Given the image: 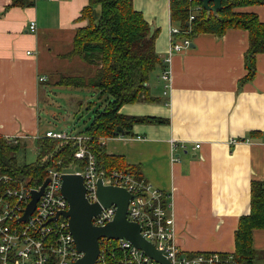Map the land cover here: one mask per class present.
Listing matches in <instances>:
<instances>
[{
	"label": "crops",
	"instance_id": "obj_1",
	"mask_svg": "<svg viewBox=\"0 0 264 264\" xmlns=\"http://www.w3.org/2000/svg\"><path fill=\"white\" fill-rule=\"evenodd\" d=\"M12 1L0 0V136L36 141L45 135L41 100L48 103L50 91L59 86L50 78L53 68H87L78 57L64 56L77 30L89 25L80 19L89 0H34L32 6H13ZM133 3L157 29L156 51L168 68L171 29L180 28L171 19L170 0ZM235 11L255 13L264 22V2ZM192 40L171 60L170 89L163 64L149 79L154 100L120 109L168 122L134 124L131 134L108 137L104 146L164 192L175 216V242L183 252L232 254L239 220L251 211V185L264 181V53L255 56L249 78L247 30L201 33ZM107 98L99 99L100 108ZM81 128L67 133L80 134ZM231 138L238 142L231 144ZM252 242L264 261L263 228L253 229Z\"/></svg>",
	"mask_w": 264,
	"mask_h": 264
},
{
	"label": "trees",
	"instance_id": "obj_2",
	"mask_svg": "<svg viewBox=\"0 0 264 264\" xmlns=\"http://www.w3.org/2000/svg\"><path fill=\"white\" fill-rule=\"evenodd\" d=\"M133 1L89 0L80 16V19H88L89 25L77 30L72 49L64 56L70 60L78 57L88 68L63 74L55 80V84L90 89L99 93V98L108 96L106 106H93L96 108L94 118L89 125L83 126L80 134L90 137L87 144L96 155L99 167L106 173L114 169L125 170L140 179L137 167L126 165L122 156L108 154L100 141L101 138L120 136L118 127L129 135L134 124L168 122L160 117L129 116L120 112L125 104L154 100L149 79L153 71L165 64L156 51L157 29H152L143 14L135 9ZM263 2L222 0L215 13L207 10L199 0H170L171 19L180 25V36L191 40L201 33L222 35L229 28L247 30L248 77L252 78L256 68L255 56L264 53V22L255 13H240L235 9ZM34 3V0L12 1L13 6H32ZM196 5H202V10L195 11V18L190 21L192 8ZM166 68L165 64L163 69ZM23 144L26 145L24 139L0 136V165L3 173L20 178L29 186L43 184L49 168L84 166L85 162L74 156L77 145L73 141L39 137L36 140L37 160L33 163L19 161L18 154ZM255 228L264 229V181L252 183L251 211L239 220L235 234L236 248L232 253L238 264H264L253 247L252 232Z\"/></svg>",
	"mask_w": 264,
	"mask_h": 264
},
{
	"label": "built area",
	"instance_id": "obj_3",
	"mask_svg": "<svg viewBox=\"0 0 264 264\" xmlns=\"http://www.w3.org/2000/svg\"><path fill=\"white\" fill-rule=\"evenodd\" d=\"M202 10V5L192 8L190 21L195 18V11ZM30 29H37L32 21ZM180 28L171 29V43L166 59L168 68L162 74L165 87L172 86L171 60L177 53L189 48L190 38L180 36ZM45 80L44 77L40 78ZM165 93H167L165 91ZM44 137L73 141L77 145L74 156L82 159L84 166L71 165L68 169L49 168V182L45 187L34 212L24 221L23 216L32 199V191L42 186H29L10 174L3 173L0 165V261L2 264H77L83 253L77 249L70 230L69 219L63 215L69 209L67 199L62 195V174L80 173L84 177L86 197L90 203L99 202L98 180L105 185L126 188L131 194L127 216L129 220L141 226L143 236L171 261L172 264H238L232 254L219 252L196 253L187 255L175 242V216L166 202L164 192L144 178H136L129 171L114 169L105 172L98 165L96 155L90 150L84 134L59 131H47ZM107 138L100 141L105 144ZM238 140L231 138L230 143ZM176 146V141L172 142ZM184 146V145H182ZM200 145L197 144V147ZM44 180V181H45ZM44 183V182H43ZM116 206L102 207L92 222L95 226H104L112 221ZM100 254L95 264H161L138 249L125 238L100 239Z\"/></svg>",
	"mask_w": 264,
	"mask_h": 264
},
{
	"label": "water",
	"instance_id": "obj_4",
	"mask_svg": "<svg viewBox=\"0 0 264 264\" xmlns=\"http://www.w3.org/2000/svg\"><path fill=\"white\" fill-rule=\"evenodd\" d=\"M199 1L207 10L215 13L222 5V0ZM118 131L123 135L126 134V130L122 127H118ZM48 182L49 178L44 181L39 190L32 191V199L19 219L20 221L26 220L34 212ZM61 192L69 203V209L64 211L63 215L69 219L70 230L77 249L83 253L77 264H95L101 251V238L116 240L125 238L159 263L172 264L161 250L143 236L140 224L129 220L127 212L132 194L126 188L105 185L102 178H99V202L90 203L86 197L83 175L65 172L62 174ZM111 205H115L117 208L114 219L104 226H95L92 222L93 217L102 210L103 206Z\"/></svg>",
	"mask_w": 264,
	"mask_h": 264
},
{
	"label": "rangeland",
	"instance_id": "obj_5",
	"mask_svg": "<svg viewBox=\"0 0 264 264\" xmlns=\"http://www.w3.org/2000/svg\"><path fill=\"white\" fill-rule=\"evenodd\" d=\"M76 72H78L76 65L64 68L63 70L59 66L53 68L50 78L57 79L63 74H73ZM157 74L154 72L152 79L157 78ZM49 94L50 101L48 103L46 98L41 100L42 134H45L48 128L55 131L75 132L80 127L89 125L94 118V109H92L95 106L94 104L96 103L97 106L100 104V98L96 92L85 88L58 86L53 88ZM74 127L79 128L74 130ZM23 145L24 147L18 154L19 161L21 163L35 162L38 154L36 141L28 140L26 145Z\"/></svg>",
	"mask_w": 264,
	"mask_h": 264
}]
</instances>
